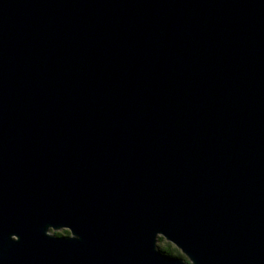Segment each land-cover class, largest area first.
I'll return each instance as SVG.
<instances>
[{
  "label": "water",
  "instance_id": "water-1",
  "mask_svg": "<svg viewBox=\"0 0 264 264\" xmlns=\"http://www.w3.org/2000/svg\"><path fill=\"white\" fill-rule=\"evenodd\" d=\"M0 264H264V0H0Z\"/></svg>",
  "mask_w": 264,
  "mask_h": 264
},
{
  "label": "rangeland",
  "instance_id": "rangeland-1",
  "mask_svg": "<svg viewBox=\"0 0 264 264\" xmlns=\"http://www.w3.org/2000/svg\"><path fill=\"white\" fill-rule=\"evenodd\" d=\"M52 233H54L55 235H63V234H70V232L67 230V229H61V230H58V231H54L52 230ZM69 232V233H67ZM167 243H169L173 248H176L180 251V253L182 252L179 248H177L174 244L170 243V241H167L164 237H162V240H159V237H158V242H157V245H158V248L161 250L163 246H165Z\"/></svg>",
  "mask_w": 264,
  "mask_h": 264
},
{
  "label": "trees",
  "instance_id": "trees-1",
  "mask_svg": "<svg viewBox=\"0 0 264 264\" xmlns=\"http://www.w3.org/2000/svg\"><path fill=\"white\" fill-rule=\"evenodd\" d=\"M67 233H69V232H67ZM159 240H162V236L159 237ZM161 251H163V253L169 254L171 256L184 257V255L182 253H180V251L178 249L173 248L169 243H167L165 246H163Z\"/></svg>",
  "mask_w": 264,
  "mask_h": 264
}]
</instances>
